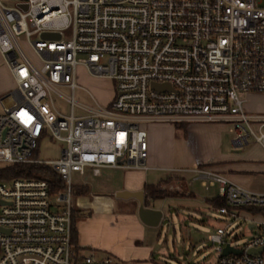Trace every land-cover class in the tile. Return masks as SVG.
<instances>
[{"label":"built area","instance_id":"1","mask_svg":"<svg viewBox=\"0 0 264 264\" xmlns=\"http://www.w3.org/2000/svg\"><path fill=\"white\" fill-rule=\"evenodd\" d=\"M0 54L16 83L2 103L0 165H45L64 183L54 196L48 181L0 183V264H121L73 242V176L149 171L144 125L233 124L234 146L264 149V114L247 113L240 97L264 95V0H0ZM79 67L115 84L109 104L76 101ZM44 141L59 145L56 158L35 156ZM167 171L218 186L231 209L264 208V193L210 168ZM209 239L218 264H264V252L248 254L264 247V223L239 255L223 256L228 243L237 249L225 228Z\"/></svg>","mask_w":264,"mask_h":264},{"label":"crops","instance_id":"2","mask_svg":"<svg viewBox=\"0 0 264 264\" xmlns=\"http://www.w3.org/2000/svg\"><path fill=\"white\" fill-rule=\"evenodd\" d=\"M0 58L3 59L1 54ZM89 77L113 83L109 79L94 78L90 75ZM13 87H15L13 74L5 64L4 76L0 75V101L4 105L11 104L8 95L11 94ZM114 96L115 87L112 89L111 97L104 99V103L109 104ZM211 127L210 124H147L144 128L148 133L150 155L148 164L151 167L149 171L102 169L98 176L91 171L93 177L101 179L97 185L101 192L77 197L74 200L77 212L75 214L77 245L85 253L111 256L121 264H171V260H177L176 263L179 264L177 254L171 255L165 243L162 244L160 227L146 226L140 220L139 202L136 199L121 200L116 197L119 192H144L146 195L147 187H156L167 191L169 196L152 201L148 208L162 212V203L200 199V194L190 189L192 184L198 182H191L190 175L171 174L168 169L210 168L250 191L264 193V149L253 143L246 156H241L242 150L251 143L241 147L234 146L231 138L233 132L230 131L229 141L232 144L229 147L226 138ZM83 177V185L88 186L89 193L94 191L88 183L89 176ZM109 181L117 182L111 184ZM216 187L218 188L215 186L207 192ZM214 197L202 200L209 210L213 208L207 200L220 196ZM261 209L264 208H256L255 212L240 210L235 213L237 217L235 221L240 222L242 219L248 221L249 230L256 232L250 240L261 232V224L264 223V212H260ZM194 213L201 215L202 212ZM214 232L213 227L211 234ZM235 246L237 249L241 248Z\"/></svg>","mask_w":264,"mask_h":264},{"label":"rangeland","instance_id":"3","mask_svg":"<svg viewBox=\"0 0 264 264\" xmlns=\"http://www.w3.org/2000/svg\"><path fill=\"white\" fill-rule=\"evenodd\" d=\"M22 48L28 55V57L35 63H38V59L34 53L30 50L23 37L19 39ZM6 62L4 58H0V75L4 76V68ZM78 81L77 84L82 89H77L75 92V99L78 103L84 105H93V100H96L101 105H106L104 99L111 97L112 89L115 84H109L103 80L91 79L87 71L83 67H79L78 70ZM114 84V85H113ZM16 88L13 87V90ZM84 89V90H83ZM12 90V91H13ZM66 96L70 95L68 90L62 91ZM240 97L246 100L245 109L247 113H260L264 114V95L263 94H246L241 93ZM57 108L63 111L65 114H69L70 108L68 104L57 98ZM3 106L0 101V114H2ZM76 114H81L80 110H76ZM188 125V124H185ZM217 132L221 133L226 138V143L230 147V131L234 133L233 124H210ZM145 127V125H144ZM233 133L231 138L233 137ZM249 147H245L242 150L241 156H246L249 149L252 148L253 142H250ZM59 145H51L49 141H44L41 144L40 150L37 157L39 159H53L58 155ZM231 151V148H229ZM202 151L204 152L205 149ZM204 154V153H202ZM86 175L89 176L88 183L93 187L92 192L88 193L87 196H91L94 193H100V189L97 186L100 183V178L93 177L90 170H87ZM118 178V177H117ZM74 188H79L83 185L84 177L79 173L74 174ZM111 184H115L117 181H109ZM110 185V184H109ZM114 187V185H113ZM191 190L197 191L200 194V199L192 200H178L168 201L162 203L164 219L160 226L161 237L163 239L162 244L165 243L168 250L171 251V255L177 254L179 264H218L219 254L214 251V246L210 243V234L215 231L218 227H223L227 230L230 239L234 240V245L239 247L244 246L250 241L251 236L256 232L249 230V222L242 219L240 222L235 221L233 217L221 215L216 211L209 210L203 199L210 196H220L219 189L216 187L211 192H207L200 182L194 183L190 187ZM167 192V191H165ZM198 194V195H199ZM214 197V198H215ZM202 198V199H201ZM120 199V198H119ZM124 200V199H121ZM131 200V199H130ZM135 200V199H133ZM201 211V215L195 214L194 212ZM192 212V213H190ZM210 219H207V218ZM199 220L201 222H196ZM202 222L204 224H202ZM208 223V224H207ZM214 224V225H213ZM213 225V226H212ZM175 251V252H174ZM86 255H95L94 253H86ZM164 259V258H163ZM171 264H177V260H171Z\"/></svg>","mask_w":264,"mask_h":264},{"label":"trees","instance_id":"4","mask_svg":"<svg viewBox=\"0 0 264 264\" xmlns=\"http://www.w3.org/2000/svg\"><path fill=\"white\" fill-rule=\"evenodd\" d=\"M38 153L35 155L37 156ZM14 180H40L48 181L51 187V194L54 196L58 191L64 190V183L60 176L50 167L41 164H13V165H0V183L14 181ZM73 198L87 196L89 193L88 186L82 185L73 191ZM169 196V193L159 190L156 187H147L145 195V205L150 206V203L154 200L164 199ZM207 203L213 208L214 211L226 208L229 213L240 210H247L249 212H255L254 207L252 208H240L237 210L231 209L226 202V199L218 197L212 200H207ZM259 212V211H258ZM260 212H264L261 209ZM76 210L73 208V242L78 243V232L76 228Z\"/></svg>","mask_w":264,"mask_h":264},{"label":"water","instance_id":"5","mask_svg":"<svg viewBox=\"0 0 264 264\" xmlns=\"http://www.w3.org/2000/svg\"><path fill=\"white\" fill-rule=\"evenodd\" d=\"M44 39H60L59 34H43L42 36ZM168 86H158L153 85L154 89L163 91ZM117 198L124 199V200H130V199H136L139 204V218L140 220L149 227L152 228H158L161 226L162 221L164 219V213L160 210H154L151 208L146 207L145 205V194L144 192H119L116 194ZM264 252V247L257 248V249H251L249 250V255H261ZM242 253V250L236 249L231 246L230 243L226 245V247L223 249V256H228L230 254L239 255Z\"/></svg>","mask_w":264,"mask_h":264}]
</instances>
